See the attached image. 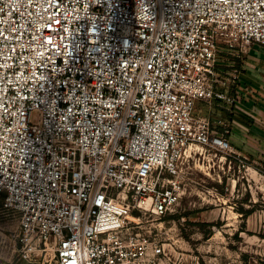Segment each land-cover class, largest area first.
I'll use <instances>...</instances> for the list:
<instances>
[{
	"label": "built area",
	"instance_id": "obj_1",
	"mask_svg": "<svg viewBox=\"0 0 264 264\" xmlns=\"http://www.w3.org/2000/svg\"><path fill=\"white\" fill-rule=\"evenodd\" d=\"M253 43L264 0H0V212L21 255L157 264L146 224L176 211L180 164L239 155L196 102L236 112L229 57Z\"/></svg>",
	"mask_w": 264,
	"mask_h": 264
},
{
	"label": "rangeland",
	"instance_id": "obj_2",
	"mask_svg": "<svg viewBox=\"0 0 264 264\" xmlns=\"http://www.w3.org/2000/svg\"><path fill=\"white\" fill-rule=\"evenodd\" d=\"M263 58L262 44L240 47L229 57L234 62L229 69L236 67L243 76L251 61ZM218 106L197 100L196 114L216 118L222 114ZM219 117L236 130L233 117ZM38 118L39 112H34L33 121ZM254 134L263 137L264 127ZM234 141L239 155L199 147L180 164L175 178L181 183L182 198L170 213L179 217L153 216V225L146 224L165 247L157 264H264V144ZM14 220L0 212V264H14L22 257L13 240Z\"/></svg>",
	"mask_w": 264,
	"mask_h": 264
},
{
	"label": "crops",
	"instance_id": "obj_3",
	"mask_svg": "<svg viewBox=\"0 0 264 264\" xmlns=\"http://www.w3.org/2000/svg\"><path fill=\"white\" fill-rule=\"evenodd\" d=\"M254 44L257 46V43ZM243 76H241L243 98L237 102L236 112L233 113L232 119L236 130L231 132L233 137H230L232 142L240 139L241 142L250 145L264 144V135L258 138L254 134V131L264 127V106L261 104V101H264V58L251 61ZM258 98L262 100L259 102ZM14 264L40 263L22 256Z\"/></svg>",
	"mask_w": 264,
	"mask_h": 264
},
{
	"label": "trees",
	"instance_id": "obj_4",
	"mask_svg": "<svg viewBox=\"0 0 264 264\" xmlns=\"http://www.w3.org/2000/svg\"><path fill=\"white\" fill-rule=\"evenodd\" d=\"M218 109L222 112V114L218 115V116H224V117H229L232 118L233 117V113H231L227 108L223 107V106H218ZM180 214H170L169 217H179ZM211 231L208 233V235H211Z\"/></svg>",
	"mask_w": 264,
	"mask_h": 264
}]
</instances>
